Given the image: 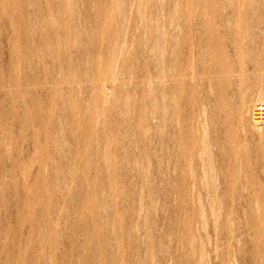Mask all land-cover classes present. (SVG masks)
I'll return each instance as SVG.
<instances>
[{
  "label": "bare ground",
  "instance_id": "6f19581e",
  "mask_svg": "<svg viewBox=\"0 0 264 264\" xmlns=\"http://www.w3.org/2000/svg\"><path fill=\"white\" fill-rule=\"evenodd\" d=\"M77 3H79L78 0H0V18H5L9 25L13 26L16 40H19L22 44L20 45L27 51L26 64L29 62L32 65L31 63L37 58V53L40 51H36L39 48L36 46L34 48V43L31 44L29 39L36 30L38 32L44 31L45 35L40 33L41 36H44V40H41L43 37L40 35L39 37L43 42L41 45L45 48L44 51L47 52L41 53L43 59L40 56L38 58L41 59V62L56 58L54 51L51 52V50L56 45V38L59 39L56 37L59 34L54 33L59 26L61 28L63 26L62 29L60 28V32L63 31V35H61L63 39L57 42L62 41L65 48L68 49L64 50L65 48H63L62 50L68 52L69 47L71 49H73L72 47L80 48L79 53L82 55V70L81 65H78L79 59L78 62L73 59L76 64L72 63L71 58H65L61 65L63 66L62 71H57L55 65L45 64L46 73L44 76L38 75L37 73H40L38 71L35 72L36 74L31 71L32 76L29 74L30 81L26 79L27 88L25 90L28 93H32V90L40 91L38 87L41 86H47L48 89H51L49 91L52 94L56 90L61 93L63 105L61 104L62 109L60 111L62 113L59 116H63L68 125H61L56 121L60 125V128L57 126L60 132L57 134L56 126L51 131L58 135L53 138L54 141L50 139V142L53 141L51 146H55L53 151L55 149L56 154L59 151L62 152L61 144L67 147L66 142L62 143V141L66 140L70 143L73 135L76 140L79 137L78 141H80L76 143L75 137V142L71 141L76 145L72 144L68 150L66 149L69 155L66 154L64 159L68 162L62 166L60 164H63V159H60L59 161L62 163L58 162L60 163L58 166L62 167H56L57 173L55 175L49 176L47 182L45 181L46 183L43 182L44 177L42 176L43 184L36 182L34 185V193L36 194L34 198H37L39 205H43V211L40 212L41 216L39 214L40 228L38 231L39 242L37 243L42 247L41 257L45 259L44 264H50V250L56 243V229L53 226L54 219L58 218L55 215L56 211L62 212L66 206L65 202L69 204L72 201L78 203L75 211L77 212L76 219L74 216L73 219L78 220L79 224L76 226L71 224L72 230H68V234L70 233V247L77 246L78 248L79 246V251L77 253V248H69V251L75 249L77 255H72V258H69L71 260H68L67 263L64 262L65 264H139L142 261L145 264H153L156 251L170 254L168 250L170 251L172 247L176 246L174 244L170 249L168 248L165 238L169 232L170 236H173V240L176 237L177 242L181 243V245L178 244L179 247L176 246L179 248L177 252L176 247L172 250L179 253L180 246L182 247L179 259L184 264H211L209 263L212 255L210 252L217 251L218 245L217 235H215L217 233V220L223 218L221 224L228 226V213H225L229 204L227 200L233 201L235 195L244 197V200L247 198L245 204H248L246 207L253 208V211L250 208L251 212H254L255 208L260 210L259 214L255 211L258 214V217L256 216L257 225L264 223V173L261 178L260 175L256 176L258 170L255 171L261 165V170L264 172V124L258 125L254 119L256 105L258 102L264 103V0H82V4H79L80 7H83L81 9L79 6V8L77 7ZM33 6L37 8H33L37 14L31 9ZM48 7L51 10L50 8L47 10ZM30 12H33L32 15ZM52 13H55L57 17V25L52 24L53 26H50L48 21ZM192 13L198 15L201 24L196 31L193 29L194 23H191ZM133 16L135 18L134 26L138 33L134 31L129 33V24L132 26ZM80 20L81 22H79ZM4 25L6 26V24ZM132 33L139 35V40L145 48L143 49L146 50L145 56H147L144 59V56L141 58L138 55L144 60V62L142 61L143 64H137L139 68L143 67L138 69L139 71L137 70L138 73L134 69L126 70L129 69L127 67L129 64L127 63L126 67L123 65L125 69L121 65L123 60L119 62V59L127 58L126 54L129 58V53L126 52L129 50V41L131 36L134 37L133 41L137 36L130 35ZM129 35L130 37H128ZM257 36L261 37V40L256 41ZM135 41L131 43H135ZM140 41H137L139 45L141 44ZM61 44L60 46H62ZM34 49H36V53ZM136 49L132 48V52ZM12 50L16 54V48L14 47ZM73 53L76 54V51ZM131 55L134 54L131 53ZM45 56L49 59H45ZM53 61L49 62L54 63ZM128 61L124 60L123 63ZM34 62L36 64V61ZM12 63L9 65L13 68L15 62ZM148 64H150L149 67ZM251 64L253 66L252 71L249 68ZM120 65L124 70L119 69ZM134 65L136 64L132 65L133 68H135ZM33 68L36 67H32V70ZM79 68L81 72L77 76L75 72L80 71ZM8 69L11 71V68ZM38 76L43 77L39 79ZM14 81L12 79L9 83L7 82L9 88L17 83V87L19 86V82L15 84L16 81ZM139 82H142L140 85L142 86V98L140 100L137 98V92L140 91L139 87H136L139 91L134 89L136 85L134 88L130 87L139 84ZM78 86L80 89L81 87L87 88L85 90L89 89L88 92L91 93L92 98V102L87 101L89 106L84 108L86 112H83L89 114L87 119L83 120L84 122L77 115L84 103L80 104L79 98L73 96L74 88ZM78 89L76 90L79 92ZM83 90L81 91L84 92ZM86 94L88 95V93ZM116 95L119 96V99L116 98ZM114 99L115 101H113ZM33 100H35L32 102L33 109L30 107L33 111V113L30 112L32 119L37 118L40 129L46 133L45 131H48L49 126L47 113L50 112L53 104H49L48 101L46 103L39 99L36 100V98ZM43 100H46L45 97ZM58 103L56 106L60 107ZM83 106L85 107V105ZM109 110L112 113L113 111L117 113L114 112V114L116 113L115 116L111 117ZM10 113L12 112L9 111ZM76 115L78 119H76ZM108 115L110 120L116 115L117 118L116 120L113 118L111 121L107 119L106 122ZM50 122L52 123V121ZM64 125L68 129L66 132H64ZM210 127H213L214 137L210 136ZM7 128L5 126L6 130H8ZM116 131L122 132L123 135ZM67 132L71 133H68L71 137ZM64 133L68 135L67 138ZM100 133L103 134L104 140L99 137L94 138V135L98 134L99 136ZM117 134H119L118 137ZM49 136L53 137L54 135L49 134ZM123 136V140H120L122 144L118 145L117 141ZM5 140L6 147L7 136ZM124 140L126 141L123 142ZM249 141L257 146L258 156L255 158L258 159L259 157L262 164L255 166L252 162L249 149L246 147ZM81 142L84 145L82 143L78 146ZM92 142L99 149V155L97 153L99 158L96 159L99 162L95 169L97 170L95 176L92 178L89 175L92 179H88V174H91L93 169L88 160L91 155L90 152H92H89L92 147L88 148V145ZM111 143H114L115 147L111 148L109 145ZM73 145L78 147L75 148ZM80 146L85 147L83 149L79 148ZM213 147L219 150V154L216 150L217 154L220 155L219 171L217 170L218 161L216 158V160L214 159L215 149L212 150ZM60 152L59 154L64 153ZM74 153L81 161L84 160V163L73 164L72 159H78L74 157ZM48 155L46 156L43 151L39 157L36 155L35 157L44 161L46 157H52ZM4 158L6 159V156ZM19 159L14 157L13 161H19ZM10 160L8 159L9 162H11ZM20 161L18 163L12 162L14 163L13 166L10 164L13 169L8 170V175L11 177L16 175L17 178V170L23 173L26 172V168L29 169L27 162L28 165L25 162L22 164ZM51 161L53 163V159ZM121 161L127 162L126 165H123ZM251 162L252 165L254 164L253 167L255 166L254 171L252 169L250 171L249 169L244 170L246 166L243 164L250 165ZM37 167L38 169L42 168ZM5 168L4 170H6ZM51 168H53L52 165ZM241 168L246 171L243 175ZM78 169H81L80 173L76 172ZM122 169H127L125 172L130 171L129 176L132 174L131 177L136 178L137 181L132 178V182L135 183L134 189H129L125 184L126 181L122 180L124 178ZM19 175L21 174L19 173ZM73 187L79 189L78 197L71 193ZM66 193H68L67 197L65 196ZM19 195L18 197L21 198ZM170 195L178 199L176 206L171 200L173 203L171 206L176 207L178 211L175 213V217L172 215L174 220L169 219L171 221L169 229L166 227L165 230L159 232L157 222L160 218L159 215L171 216V212L166 213L168 208L169 211L171 209L167 206V210H165L163 206L168 205V203L164 204L163 202L164 205H160L158 200H160V196ZM204 198H207L208 202L204 201ZM219 198H221L220 200L225 199L224 203L219 201L220 204L218 205L217 200ZM62 199L64 200L62 201ZM177 199L175 200L177 201ZM206 202L209 211L207 208L205 209ZM23 204L24 202L21 208L26 206ZM173 207L172 210L174 211ZM19 209L18 211L22 212V209ZM185 209L188 212L183 213ZM223 209L225 212L222 211ZM245 209L248 210V208ZM24 212L21 214H25ZM21 214L19 213V227L27 224V220L29 222V219L25 217L28 213L25 216ZM122 214H127V216L122 218ZM66 215L68 216V213ZM250 216L249 219L252 218L256 221L254 213V217ZM59 219H57L58 223ZM63 219L66 220L64 216ZM254 225L253 223L252 227L255 228ZM170 228L176 230L175 236ZM210 228L213 229L214 235H212L213 232ZM248 229L250 231L251 228ZM155 233H158L159 236ZM262 233L260 229L251 233L253 238L257 240L254 246L256 256L253 250L252 253L254 258L264 261V252H261L263 249L258 243V238ZM228 235L235 239L237 231L234 229L230 233L228 232ZM139 238H142L145 247L143 244L142 248L139 247V241H142ZM4 240L6 242L5 238L2 241ZM122 247H125L126 250ZM135 247L140 248V250L145 248L144 251L142 250V255L140 254L144 259L141 258L140 260L139 258L138 260ZM122 249L128 253H123ZM172 255L174 256V253ZM1 257L3 259V256ZM10 257L7 258L12 259V261L15 260V262L9 261V264L18 263L16 257L14 260ZM165 257L167 260L169 256L166 255ZM172 258L168 260V264H171L170 261L173 263ZM62 262L60 261L58 264ZM4 264L7 263L4 262Z\"/></svg>",
  "mask_w": 264,
  "mask_h": 264
},
{
  "label": "rangeland",
  "instance_id": "374dc122",
  "mask_svg": "<svg viewBox=\"0 0 264 264\" xmlns=\"http://www.w3.org/2000/svg\"><path fill=\"white\" fill-rule=\"evenodd\" d=\"M78 2L79 3H77V7L79 6V4L82 2V0H78ZM82 4V3H81ZM80 7V6H79ZM78 7V8H79ZM33 8H36V7H32L31 9H33ZM49 8L50 7H48V9L47 10H49ZM81 8H83V7H80V9ZM37 9V8H36ZM44 9H45V6H44ZM34 10V13H36L35 12V9H33ZM50 10H51V8H50ZM37 12H38V10H36ZM54 12V11H53ZM31 13V12H30ZM33 13V12H32ZM32 13H31V15H32ZM37 14V13H36ZM35 15V14H34ZM36 16V15H35ZM33 17V16H32ZM51 18H52V20H51ZM192 18L193 19H191V23H194L193 24V26L195 27H193V29H194V31H196V29H198V27L200 28V23H199V20H198V15H196L195 13H192ZM80 19V18H79ZM78 20V19H77ZM83 20V19H82ZM135 18H134V16L132 17V22H131V24H132V26H133V28H132V26L129 24V27H130V29H129V33L130 32H137V29H136V27L134 26L135 24ZM4 22V23H3ZM49 25L50 26H53L52 24H55V25H57V17H56V15H55V13H52V16H50V18H49ZM79 22H81V20L79 21ZM3 23V24H2ZM4 24H6V26L4 25ZM4 25V26H3ZM62 26V25H61ZM4 27V28H3ZM13 27V26H12ZM11 27V24L9 25V23H8V21H6V19L5 18H0V160H1V162H0V166H2V164H3V166L0 168V231H2L1 233H0V257L1 256H3V259H2V257H1V259H0V264H4V262H6L7 264H9L10 262L9 261H11V262H15V260H14V258L15 259H17L18 260V263L17 264H44L45 263V259H42V257H41V251H42V247H40L39 246V243H37V242H39V234H38V231H39V228H40V221H39V219H40V216H41V214H40V212H42L43 211V205L41 204V205H39V203H37V198H34L35 196H36V194L34 193V185H35V183L37 182H39V183H42V181H43V177H44V181L43 182H45L47 179H48V177L49 176H53V175H55L56 173H57V170H56V167H62V166H64L68 161H66V159H64L65 158V155L67 154V155H69L68 154V148L72 145V144H74L73 142H75V140H76V137L73 135V139H72V137L69 135V134H71V133H69V132H67V134L69 135V137H71V141H73V142H71L70 141V143H69V141H62V143H65L66 142V144L65 145H67V147L66 146H63L64 144H61L62 146L60 147V149L62 150V152H64V153H62V152H60V153H62V154H59V152H57L58 154H56V152H55V149H54V151H53V148L55 147L54 145H52L51 146V144H52V142L54 141V139L53 138H55V137H57L58 135L57 134H59V132H60V130L58 131V129H57V126L60 128V125H58L59 123H61V125H63V124H65V125H68L67 124V120L62 116H59V115H61V111H60V109H62V105H63V103H62V99H61V93L58 91V90H56V91H53V94H52V92L50 93V91L49 90H51V89H48V87L46 86V87H44V86H41V87H44V88H42L41 89V87H38L39 88V90L40 91H38L37 89V92H35L34 90H32V93L34 94V96H33V94L32 93H28L26 90H25V88H27V81L29 80L30 81V75L32 76V74H31V71L33 72L34 71V73L35 72H42V74H40V73H37L38 75H45V73H46V71H45V64L47 65V64H51L52 66H54L55 65V68L57 69V71H62L63 70V66H61L64 62H62V61H64V59L65 58H71L72 60L74 59H76L75 61L76 62H78L77 60L79 59V63H78V65H81V63H82V55L79 53V51H81L80 50V48H74V47H72L73 49H71L70 47H69V51H70V53H69V51L66 53L64 50H68V49H66L65 48V46L63 45V43H62V41L60 42H57L58 40H62L63 39V37L61 36V35H63L62 33H63V31L62 32H60V30L63 28V26H62V28L59 26L58 28H56V32H54V33H56V34H59V35H57L56 36V34H54L56 37H58L59 39H57L56 38V41H55V46H54V49H52L51 50V52H53L54 51V53H55V59H49L47 56H45V59H49L48 61H42L41 62V57L43 56L41 53H43V51H44V49L45 48H43V46L41 45V44H43V42H41V40L43 41L44 40V36H41V34L42 35H45V33H44V31H34L33 32V34L31 35V38H29L30 39V41L32 42H30L31 44H33L34 46V48H35V46L37 47V48H39V49H34V51L36 50V51H38V50H40V51H38V55H37V58H35V60H33V63H31L32 65H30V63L28 62V64H26L27 63V60L25 59V58H27L28 57V54H27V51L25 50V48L23 47V46H21L22 44L20 43V41H19V43H18V41L16 40V38H15V32L13 31L14 30V28H12ZM134 27H135V30H134ZM61 28V29H60ZM58 31V32H57ZM7 32V33H6ZM14 32V33H13ZM37 32H38V34H37ZM41 33V34H40ZM138 33V32H137ZM137 33H136V35H137ZM38 36H37V35ZM39 35L41 36V37H43V39H41V37H39ZM127 35H128V33H127ZM126 35V36H127ZM130 35H133V33L132 34H130ZM130 35L128 36V37H130ZM135 35V34H134ZM133 35V36H134ZM135 35V36H136ZM259 35V34H258ZM59 36H61V37H59ZM137 36H138V40H137ZM136 36V38L134 39V41H135V43H131V42H134L133 41V38H132V36H131V39H130V43H129V46H128V51H126V52H128L129 54V58H128V56H127V54H126V52H125V54H126V57L127 58H122V59H119V62H121L122 60L124 61H128V62H124L123 63V61H122V64L121 63H119V64H121L122 66L124 65L125 67H126V64L128 63L129 65L127 66L129 69H126L124 66V68L126 69V70H133L134 69V71H136V73H138V71L140 70V69H142V68H139V65L140 64H143L142 63V61L144 62V60H142L141 58H142V56H144V59L145 58H147V56H145L146 54V50H144L145 48H144V46H143V44H142V42L139 40V35H137ZM33 37V38H32ZM38 37H39V39H38ZM128 37H127V39H128ZM8 38H9V40H8ZM32 39V40H31ZM41 39V40H40ZM259 39L261 40V37H259V36H257L256 37V41H259ZM16 40V42H14ZM34 40V41H33ZM36 40H37V42H36ZM137 41H140L139 43H141L140 45L138 44V42ZM12 42V43H11ZM11 43V44H10ZM37 43V44H36ZM58 43V44H57ZM62 43V44H61ZM137 43V44H136ZM13 44V45H12ZM21 44V45H20ZM36 44V45H35ZM60 44L62 45V46H60ZM39 47H38V46ZM136 45V46H135ZM42 46V47H41ZM142 46V47H141ZM16 48V54H14L13 53V48ZM62 47V48H61ZM63 48H65L64 50H62ZM132 48L134 49V48H137L136 50H133L134 52H132ZM140 48V49H139ZM142 48V49H141ZM144 48V49H143ZM61 49V50H60ZM76 49V50H75ZM57 50V51H56ZM138 50H142V51H138ZM36 51H35V53H36ZM73 51L75 52L76 51V54L75 53H73ZM145 51V52H144ZM12 52V53H11ZM50 52V53H51ZM72 52V53H71ZM138 53L137 55H136V53ZM141 52V54H139ZM40 53V54H39ZM44 53H47V52H45L44 51ZM43 53V54H44ZM53 53V54H54ZM62 54L61 56H60V54ZM131 53L132 54H134V55H136V56H134V55H131ZM143 53V54H142ZM21 54H24V55H21ZM74 54V55H73ZM80 54V55H79ZM25 55H26V57H25ZM57 55H58V57H57ZM124 55V54H123ZM138 55H140V57L138 56ZM38 56H40V58H38ZM72 56V57H71ZM77 58H76V57ZM78 56H79V58H78ZM125 56V55H124ZM131 56V57H130ZM134 56V57H133ZM36 57V56H35ZM47 57V58H46ZM50 57V56H49ZM15 62L14 63V66H15V68H14V66H13V68L12 67H10L11 65H9L10 63L11 64H13L12 62V60ZM15 58V59H14ZM21 58V59H20ZM121 58V57H120ZM25 59V60H24ZM42 59H43V57H42ZM63 59V60H62ZM81 59V60H80ZM127 59V60H126ZM131 59V60H130ZM141 59V60H140ZM17 60V61H16ZM22 60V61H21ZM51 60H54L53 62L54 63H56V64H54V63H52V62H49V61H51ZM74 60L72 61V63L74 62ZM11 61V62H10ZM19 61V62H18ZM34 61H36V64H35V62ZM135 61H136V63H135ZM23 62V63H22ZM61 62V63H60ZM76 62H74V63H76ZM134 62V63H133ZM141 62V63H140ZM58 63H59V65H58ZM132 63V64H131ZM35 64V65H34ZM42 64H43V66H42ZM77 64V63H76ZM133 64H136V65H134V67L135 68H133ZM137 64H139V65H137ZM24 65V66H23ZM119 66V69H121V70H124V68L122 69V66ZM9 66V67H8ZM36 67L35 69L33 68V70H32V67ZM45 66V67H44ZM146 66V65H145ZM148 67L150 66V64H148L147 65ZM252 66V64L251 65H249V68H250V71H252L253 69V66ZM41 67V68H40ZM60 67H62V68H60ZM8 68H11V71H10V69H8ZM81 70H82V65H81ZM80 68L78 69V70H80ZM137 68V69H136ZM139 69V70H138ZM29 70V71H28ZM81 70L80 71H76L75 72V74L77 75V74H80V72H81ZM138 70V71H137ZM79 72V73H78ZM30 74V75H29ZM36 74V73H35ZM13 76V77H12ZM28 76V77H27ZM43 76H38L39 77V79H40V77H43ZM73 76H75V75H73ZM78 76V75H77ZM142 77V76H141ZM140 77V78H141ZM11 78V79H10ZM15 80L14 82H15V84L17 83V82H19V86L17 87V85H18V83L15 85V86H11L10 88H9V86H8V83H9V81H11V80ZM26 79H27V81H26ZM143 79V78H142ZM141 80V79H140ZM22 81V82H21ZM1 82H2V84H1ZM7 84H6V83ZM23 82H24V84H23ZM142 84V82H139V84H134V85H131L130 87L131 88H134V86H135V88L134 89H136V87L140 90H138V89H136V91L138 90L139 92H137L138 94H137V98H138V100H140L141 98H142V90H141V88H142V86H140ZM1 85H2V87H1ZM22 86H23V88H22ZM77 86V85H76ZM75 86V87H76ZM8 87V88H7ZM79 86L77 87V88H74L75 90L73 91V96H74V98H79L78 99V101L80 102V104H83V105H85V107L83 106V105H81L82 107H81V110H78V112H77V115L80 117L79 119L82 121V122H84L83 120H85V119H87V116L89 115L88 114V112L87 113H85L86 111V109H84V108H86L87 106H89L88 105V103L89 102H87V101H90V102H92V98H91V93L90 92H88V91H90L89 89L88 90H85V89H87V88H83V87H81V89L79 88ZM76 89H78V90H80L79 92L76 90ZM84 89V90H83ZM24 90V91H23ZM81 90H83L84 92H82ZM42 91V92H41ZM49 91V92H48ZM86 91V92H85ZM26 92V93H25ZM46 92V93H45ZM81 92V93H80ZM25 93V94H24ZM28 93V94H27ZM42 93H43V96H42ZM83 93V95H81ZM86 93H88V95L86 94ZM117 93H119V91H117ZM14 94H16V95H14ZM32 94V95H31ZM50 94H52V95H50ZM56 94H58V95H56ZM36 95V96H35ZM38 95H39V97H38ZM45 95V96H44ZM46 95H48V96H46ZM49 95H50V98H49ZM87 95V96H86ZM41 96V97H40ZM80 96H82V97H80ZM86 96V97H85ZM44 97H45V99L46 100H43L44 99ZM51 97H53L52 99H51ZM36 98V100H41L42 102L43 101H45L46 103H47V101H48V103L49 104H53L52 106H51V110H50V112L49 113H47L48 114V117H47V120H48V131H49V129H50V132L47 134V132L48 131H45L46 133H44V130H41L40 129V127H39V122H38V120H37V118H33L32 119V115H31V113H33V111H32V102L33 101H35V100H33V99H35ZM82 98H84V99H82ZM90 98V99H89ZM116 98H118L119 99V96L118 95H116ZM115 98V99H116ZM12 99H13V101H12ZM56 99V100H55ZM82 99V100H81ZM115 99L113 100V101H115ZM117 99V100H118ZM15 100H16V102H15ZM51 100V101H50ZM84 100V101H83ZM116 100V101H117ZM12 101V102H11ZM28 101V102H27ZM56 101V102H55ZM58 101H59V103H58ZM30 102V103H29ZM83 102V103H82ZM28 103V104H27ZM56 103H58L59 104V106L60 107H58V106H56L57 104ZM87 103V104H86ZM259 103V102H258ZM54 104H55V106H54ZM62 104V105H61ZM80 104H79V108H80ZM91 104V103H90ZM22 105V106H21ZM29 106V107H28ZM32 109H31V108ZM54 107H55V110H54ZM57 107H58V109H57ZM21 108V109H20ZM29 108V109H28ZM21 111H20V110ZM30 109H31V111H30ZM9 111L10 112H12V113H10L9 114ZM14 111V112H13ZM80 111V112H79ZM83 111H85V112H83ZM7 112H8V114H7ZM18 114H17V113ZM31 112V113H30ZM60 114H59V113ZM114 112H116V111H113V113L112 112H110V110H109V114H110V116L112 117L113 115L115 116V114L117 113H115L114 114ZM21 113L24 115V118H23V115L21 116ZM54 113H55V115H54ZM15 114V115H14ZM17 114V115H16ZM57 114V115H56ZM84 114H85V116H84ZM14 115V116H13ZM76 115V116H77ZM7 116H11L10 117V119H9V117H7ZM27 116V117H26ZM78 116L76 117V119H78ZM13 117V118H12ZM15 117H16V119H15ZM106 117H107V115H106ZM30 118V119H29ZM115 120H116V118H117V115H116V117H113ZM113 118H111V120L113 119ZM107 119H108V121H111L110 120V117H109V115H108V118H106V122H107ZM36 120V121H35ZM12 121V122H11ZM14 121V122H13ZM50 121H52V123L50 122ZM56 121L58 122V124L56 123ZM61 121V122H60ZM114 121V120H113ZM112 121V122H113ZM11 122V123H10ZM13 123V124H12ZM51 123V124H50ZM11 124V125H10ZM52 124H53V126H52ZM56 124V125H55ZM7 125H9L8 126V128H7ZM21 125V126H20ZM64 125V132H66V131H68V129H67V127ZM5 126H6V128L8 129V130H6L5 129ZM12 126V127H11ZM52 126V127H51ZM55 126H56V128H55ZM13 127H14V129H13ZM53 128H55V129H57L56 131H58V133L57 134H54L53 132H51V131H53ZM69 128V127H68ZM212 128L213 127H210V129H209V131H211V132H209L210 133V136L211 137H214V135H213V130H212ZM10 129V130H9ZM11 129H13V130H11ZM16 130V131H15ZM55 131V130H54ZM56 131H55V133H56ZM121 131H123L122 129H121ZM33 132H34V134H33ZM42 132V133H41ZM116 132H118V131H116ZM215 132V131H214ZM24 133V134H23ZM118 133H120V134H122L123 135V133L122 132H118ZM14 134H15V136H14ZM49 134L51 135V134H53L54 136L53 137H51V136H49ZM66 133H64V135H65V137L67 138L68 137V135H67ZM215 134V133H214ZM11 135V136H10ZM18 135H19V137H18ZM24 135V136H23ZM27 135V136H26ZM57 135V136H56ZM67 135V136H66ZM118 135L119 134H117L116 136L118 137ZM6 136H7V139H8V143H7V145H6V147H5V142H6V140H5V138H6ZM14 136V137H13ZM22 136V137H21ZM95 137L94 138H96V137H99L100 139H102V140H104V137H103V134L102 133H100V135L98 136V134H96V135H94ZM102 136V137H101ZM21 137V138H20ZM28 137V138H27ZM49 137H51V138H49ZM74 137H75V140H74ZM78 137V136H77ZM11 140H10V139ZM13 138H16V139H13ZM33 138V139H32ZM79 138V137H78ZM78 138H77V140H76V143H78V142H80V141H78ZM121 138V137H120ZM123 138H124V136L122 137V139H119L118 141H117V143H119L118 145H120V144H122L121 143V141L123 140ZM19 139V140H18ZM31 139V140H30ZM50 139H52L53 141L52 142H50L51 140ZM69 139V138H68ZM17 140V141H16ZM121 140V141H120ZM150 140V139H149ZM126 140H124L123 142H125ZM10 142V143H9ZM16 142H17V144H16ZM4 143V144H3ZM13 143V145H11ZM82 143L83 142H81V144L79 143L78 144V146L79 145H82ZM149 143V145H150V142H148ZM147 143V144H148ZM4 146H3V145ZM28 144V145H27ZM54 144V143H53ZM93 144V145H92ZM92 144H89L88 145V148L90 147H92L91 148V150H89V152L90 151H92V152H90L91 153V155L88 157L89 159V163L91 164V166H92V173L91 174H88V179L90 178V179H92L93 177L92 176H95L94 174L96 173V171L97 170H95L96 169V166H97V164H98V160H96V159H98L99 158V149H97L98 147H96V144L94 143V142H92ZM14 145H16V146H14ZM41 145V146H40ZM74 145H76V144H74ZM73 145V146H74ZM83 145H84V143H83ZM110 145V147L112 148V147H115V144L113 143H111V144H109ZM142 145V144H141ZM34 146V147H33ZM78 146H76V147H78ZM122 146V145H121ZM33 147V148H32ZM36 147V148H35ZM39 147V148H38ZM65 147V148H64ZM75 147V146H74ZM75 147V148H76ZM83 147H85V146H83ZM82 146H80L79 148H83ZM246 147L249 149V153H250V155H251V157H252V162H254V164H255V166H257V165H260V164H262L261 163V160H259V157H258V159L257 158H255V157H257L258 156V153H257V150H256V147L257 146H255V145H253L250 141L248 142V144L246 145ZM12 148V149H11ZM32 148V149H31ZM38 148V149H37ZM217 148V147H216ZM36 149V150H35ZM65 149V150H64ZM67 149V150H66ZM84 149V148H83ZM82 149V150H83ZM215 148L213 147V149L212 150H214ZM25 150V151H24ZM26 150H27V152H26ZM29 150V151H28ZM39 150V151H38ZM82 150H81V152H82ZM97 150V151H96ZM216 150H217V152H218V154H219V150L218 149H215L214 151V159L216 158L217 159V163H218V165H217V170L219 169L220 170V165L219 164H221L220 163V155H218L217 154V152H216ZM31 151L33 152L32 154H31ZM45 152V154H46V156L48 155V156H52L51 158L50 157H46L45 159H44V161L42 160L41 161V159L39 160V158H36V157H39V155L41 154V152ZM19 152H21V153H19ZM54 152V153H53ZM80 152V153H81ZM80 153H78V155L79 156H81V154ZM97 153H98V155H97ZM38 154V155H37ZM18 155V156H17ZM29 157H28V156ZM34 155V156H33ZM35 155H36V157H35ZM56 155V156H55ZM61 155V156H60ZM75 155V156H74ZM74 157L76 158L77 157V155H76V153H74ZM97 155V156H96ZM6 156V159L4 158ZM21 156H23L24 157V159H23V157H22V159H23V161H22V159H21ZM63 156V158H61ZM11 157H12V160H10L11 159ZM14 157H17V159H19V161H20V163H26V164H24L26 167H28L29 169H27L26 168V172L24 171L23 173L22 172H18V170H17V173H18V177L16 178V175H15V177H11L10 175H8L9 173H8V170L10 171L11 169H13L12 168V164H14V163H18L19 161H13L14 160ZM26 157V158H25ZM55 159H54V158ZM59 157V158H58ZM95 157H97V158H95ZM50 159L49 161H48V159ZM78 158V157H77ZM219 158V159H218ZM3 159V160H2ZM8 159L11 161V162H9L8 161ZM26 159V160H25ZM28 159V160H27ZM51 159H53V163H51L52 161H51ZM56 159H57V161H56ZM60 159H63L62 161H63V164H60V163H62V161H59ZM79 159V158H78ZM78 159L77 160H73L72 159V163L73 164H75L76 163V165H80V163H84V160L83 161H81L80 159H79V161H78ZM92 159H93V161H92ZM215 159V160H216ZM7 160V161H6ZM25 160V161H24ZM39 160V161H38ZM47 160V161H46ZM56 162H55V161ZM6 163L5 165H4V163ZM75 161V162H74ZM78 162V164H77V162ZM92 161V162H91ZM95 161V162H94ZM124 161V160H123ZM12 162H14V163H12ZM58 162H60V163H58ZM122 162V161H121ZM120 162V163H121ZM125 162V161H124ZM124 162H122L123 163V165L125 164L126 165V163H124ZM252 162H251V164L250 165H248V164H243V166L245 165L246 166V169H244V170H247V169H249V171H250V169H252L253 170V168H255V166L253 167V165H252ZM22 163V164H23ZM56 163V164H55ZM10 164L12 165V166H10ZM54 164V165H53ZM58 164H60V165H62V166H58ZM16 165V164H15ZM51 165H52V167L53 168H51ZM82 165V164H81ZM248 165V166H247ZM252 165V167L250 168V166ZM23 166V165H22ZM37 166H39V167H42V168H40V169H38V167ZM43 166H44V168H43ZM48 166V167H47ZM5 167H7V168H5ZM95 167V168H94ZM259 167V169H256L255 171H257V173H256V176H259L260 175V177L262 178L263 177V171L261 170L262 169V167H261V165L260 166H258ZM4 168L6 169V170H4ZM8 168H10V169H8ZM245 168V167H244ZM257 168V167H256ZM243 168H241L240 170H242ZM16 170V169H15ZM81 169H78V170H76V172L78 171L79 173L81 172L80 171ZM125 170H127V169H122V174H123V177L124 178H122V180L123 181H126V185H127V187L129 188V189H134V185H135V183H134V181H137L136 180V178H134V177H131V175L132 174H130V176H129V173H131L130 171L128 172V171H126V172H128L127 174H126V172H125ZM218 170V171H219ZM244 170H242L241 171V173H242V175L246 172V171H244ZM251 170V171H252ZM20 171V170H19ZM41 171V173H39V172ZM56 171V172H55ZM254 171V170H253ZM3 172V173H2ZM5 172V173H4ZM39 174H38V173ZM77 172V173H78ZM91 172V171H90ZM19 173L21 174V175H19ZM37 173V174H36ZM4 174V175H3ZM22 174H24V175H22ZM262 174V175H261ZM1 175H2V177H1ZM37 175V176H36ZM40 175V178L38 179V176ZM89 175H91V177H89ZM128 175V176H127ZM43 176V177H42ZM51 176V177H52ZM11 177V178H10ZM42 177V178H41ZM50 177V178H51ZM220 177H222L221 175H220ZM219 177V178H220ZM242 177V176H241ZM4 178V179H3ZM14 180H13V179ZM17 180H16V179ZM38 179V181H37V179ZM132 178L134 179V181L132 182ZM16 180V181H15ZM33 180V181H32ZM35 180V181H34ZM1 181H2V183H1ZM18 181H19V183H18ZM221 181H222V178H221ZM15 182V183H14ZM47 182V181H46ZM45 182V183H46ZM8 183V184H7ZM38 183V184H39ZM134 183V184H133ZM6 184H7V186H6ZM15 184H16V186H15ZM43 184V183H42ZM124 184V185H125ZM2 186V187H1ZM4 186H5V188H4ZM16 187V188H15ZM1 189H3L2 190V193H1ZM16 189V190H15ZM32 189H33V191H32ZM78 191H79V189H77V187H73L72 188V190H71V193L75 196V197H78ZM20 194H18V193ZM80 192V191H79ZM13 193V194H12ZM16 194V196H15V194ZM6 194V195H5ZM18 195L19 196H21V198H19L18 197ZM67 195H68V193H66L65 194V196L67 197ZM77 195V196H76ZM5 196V197H4ZM173 197V198H172ZM18 198V199H17ZM33 198V199H32ZM62 198V197H61ZM160 198V200H158L159 201V204L160 205H164L165 203H168V205L167 204H165L163 207H164V209L165 210H167V206L168 207H170V211H169V208H168V210L166 211V213H168V212H171L170 214H171V216L170 215H166V214H160L159 215V217L160 218H158V228H159V232L160 231H162V230H165V228L167 227L168 229H169V227H170V225H171V221H172V219L175 217V213H177V208L176 207H173V206H171V203H172V201H173V203H174V206H176V202L178 203V199L176 198V197H174L173 195H170V196H166V197H159ZM161 198H162V201H161ZM168 199V200H167ZM175 199H177V201L175 200ZM221 198H219L218 200H217V204L219 205L220 204V202L221 203H224V201H225V199L224 200H220ZM241 199V200H240ZM246 199L247 198H245V200H244V197H241V196H239V195H235V198H233V201H230L229 202V200H227V203H229L228 204V207L225 209L227 212H225V210L223 209L222 211H224L225 213H228V226H223V224H221V223H223V221H222V219L223 218H220V219H218L217 220V233L215 234V235H217V242H218V245H217V251H214L213 250V252L211 253L210 252V261H209V263H211V264H231L232 262L234 263V264H264V261H261L260 259H256V258H254L256 255H255V251H254V246H255V242L257 241V240H255L254 238H253V234H251V233H254L257 229H260V231H261V233H262V231L264 230V223H258V225H257V215L259 214V211L260 210H258L257 208H255V210H254V212H251V211H253V208H249V207H246V206H248V204L246 205L245 203H247V201H246ZM16 200H17V202H16ZM22 201V200H24L23 202H24V204L23 205H25L26 204V206L25 207H23V208H25V209H23V208H21V205H22V203L23 202H21L20 203V201ZM33 200V201H32ZM64 199H62V201H63ZM66 200V199H65ZM68 200V199H67ZM75 200V199H74ZM172 200V201H171ZM204 201H207L208 202V200H207V198H204L203 199ZM26 201H27V203H26ZM34 201H35V203H34ZM203 201V202H204ZM220 201V202H219ZM240 201V202H239ZM19 202V203H18ZM163 202H164V204H163ZM207 202L205 203V209L208 207V205H206L207 204ZM172 203V204H173ZM249 203V202H248ZM18 204H20V205H18ZM34 204H36V205H34ZM63 204V203H62ZM75 204V205H74ZM76 204L78 205V203H77V201H72L71 203H69V204H66V202H65V207H64V210L62 209V212L61 211H56L57 213L55 214L58 218L57 219H59L60 221H59V223H58V220L57 219H54V223H53V226H54V228L56 229V231H55V234H56V240H55V245H54V247L50 250V254H51V259L49 258V260H50V264H58V263H60V261L62 262V263H67L68 262V260H71V259H69L70 257L72 258V255L73 256H76L77 255V253H78V248H79V246H78V248H77V246H71L70 247V245H71V242H70V240H69V234H68V230H72V228L70 227V226H76V225H78L79 224V221L78 220H75L76 219V216L75 215H77V212H75L76 210H77V207H76ZM126 204V203H125ZM242 204V205H241ZM243 204H245V205H243ZM166 206V207H165ZM207 206V207H206ZM20 209H22V212H24L25 214H27L26 216H25V214H21L22 212H19L18 211V209L19 208ZM37 209H36V208ZM42 207V208H41ZM76 207V208H75ZM172 207L174 208V211L172 210ZM233 207V208H232ZM242 207H244V208H242ZM243 209V210H241V209ZM245 208H248V210L247 209H245ZM19 209V210H20ZM184 209V208H183ZM27 210V211H26ZM245 210V211H244ZM251 210V211H250ZM68 211H70L71 213H69ZM73 211H74V213H73ZM184 212L183 213H186V211H187V209H185V210H183ZM207 211H209V208H207ZM248 213H247V212ZM250 211V212H249ZM255 211L258 213V214H256L255 213ZM61 212V213H60ZM68 213V216L66 215L67 213ZM181 213H182V211H180ZM188 212V211H187ZM19 213L21 214V215H24L27 219H29V222H28V220H27V224L25 223V225H23V226H21V227H19L20 226V221H18V220H20V216H19ZM183 213H182V215H183ZM224 213V215L226 216V214ZM251 213V214H250ZM253 213L255 214V217H256V221H254V219H249V215H251V216H253ZM39 214H40V216H39ZM169 214V213H168ZM161 215H163L162 217H161ZM172 215H174V217L172 216ZM177 215V214H176ZM223 215V214H222ZM223 215V216H224ZM63 216H64V218H66V220L65 219H63ZM67 216V217H66ZM75 217V219H73L74 217ZM127 216V214H122V218H125ZM248 216V217H247ZM250 216V217H251ZM72 217V218H71ZM244 217H246V218H244ZM254 217V216H253ZM68 218H70V219H68ZM165 218V219H164ZM224 218H226V217H224ZM68 219V220H67ZM72 219H73V221H72ZM164 219V220H163ZM171 221H170V220ZM246 219H247V221H246ZM56 220V221H55ZM64 221V223H63V221ZM70 220V221H69ZM170 221V223H169V221ZM174 220V219H173ZM248 220H250V221H248ZM68 221V222H67ZM1 222H2V224H1ZM17 223V224H16ZM31 223V224H30ZM60 224V225H58V224ZM166 223V224H165ZM247 223H248V225H247ZM253 223L255 224L254 226H255V228L254 227H252L253 226ZM19 224V225H18ZM72 224V225H71ZM170 224V225H169ZM219 224V225H218ZM240 224V225H239ZM260 224V225H259ZM3 225V226H2ZM55 225H56V227H57V225H58V229L55 227ZM169 225V226H168ZM237 225V226H236ZM247 225V226H246ZM251 225V226H250ZM236 226V227H235ZM261 226H262V228H261ZM23 227H24V229H23ZM70 227V228H69ZM251 228L250 229V231H249V229L248 228ZM257 227V228H256ZM247 228V229H246ZM254 228V229H253ZM5 229V230H4ZM22 229V230H21ZM27 229V230H26ZM212 228H210V230H211ZM236 230L237 231V237L234 239H232V238H230L229 237V235H228V232L230 233L232 230ZM252 229H253V231H252ZM167 230V229H166ZM209 230V231H210ZM248 230V231H247ZM21 231V232H20ZM157 231V232H158ZM170 231H172V234L175 236V232H176V230H173V229H171L170 228ZM4 232V233H3ZM212 232H213V229H212ZM212 232L210 231V233L212 234ZM8 234V235H7ZM157 236H159L158 235V233H155ZM155 235V237H156V239H157V236ZM212 235H214V232H213V234ZM3 238H2V237ZM167 236H169L170 238H168ZM167 236H166V240L165 241H167L166 242V244H168V248L170 249L172 246H174V244L177 246L178 244L179 245H181V243H178L177 242V240H176V237L174 238V240H173V236L171 235L170 236V232H169V235L167 234ZM10 237V238H9ZM6 239V242H5V240L4 241H2L3 239ZM171 238H172V240H173V242H172V240H171ZM140 239V238H139ZM167 239H169V240H167ZM140 240H142V238L140 239ZM169 241V242H168ZM5 242V243H4ZM15 242V243H14ZM258 243L260 244V246H262V248L261 249H263V251L261 250V252H264V231H263V233L259 236V238H258ZM8 246H7V245ZM38 244V245H37ZM124 245H127L126 243H123ZM142 244H143V246L145 247V243L143 242V240L142 241H139V247L140 248H142ZM254 244V245H253ZM15 245V246H14ZM124 245H122V246H124ZM179 245H178V247H179ZM137 246V245H136ZM175 246V247H176ZM183 246V245H182ZM126 247V246H125ZM125 247H122V248H125ZM143 247V249H145ZM175 247H172L171 248V250L173 249V248H175ZM253 247V248H252ZM69 248H77L76 250H77V253H76V250L75 249H71V251H69ZM127 248V247H126ZM126 248H125V250H126ZM136 248V247H135ZM140 248L138 249V248H136V250L137 251H139L138 253H137V251L135 252L136 254H138V260H139V258H140V260H141V258H142V250L143 249H141L140 250ZM177 248V247H176ZM179 248H177L176 249V252H177V250H178ZM182 249V247L180 246V250ZM69 252H68V251ZM169 251L168 250V252H170V254L168 255L167 254V252L166 253H161V252H157L156 251V253L157 254H155L156 255V260L154 259V261L156 262H154L153 264H168L169 263V261L168 260H170L171 258H172V253H174V258H175V261H174V259L172 258V260H173V263H172V261H170L171 262V264H184L180 259H179V257H180V250H179V253H175V251ZM175 250V249H174ZM252 250H253V252H254V255H253V253H252ZM3 251V252H2ZM74 251H75V255H74ZM122 251H123V253H128L127 251L126 252H124V249H122ZM144 251V250H143ZM182 251V250H181ZM172 252V253H171ZM9 253H11V254H9ZM13 253V254H12ZM144 253V252H143ZM217 253V254H216ZM3 254V255H2ZM9 254V255H8ZM14 254H15V256H14ZM141 254V255H140ZM161 256H160V255ZM164 254H166L167 255V260H165L166 259V255H164ZM177 254V255H176ZM216 254V255H215ZM10 255H13V256H11L12 258H13V260L14 261H12V259L11 260H9L8 258L10 257ZM67 255H70V256H67ZM139 255H140V257H139ZM144 255V254H143ZM164 255V256H163ZM172 255V256H171ZM67 256V257H66ZM177 258H176V257ZM8 257V258H7ZM10 257V258H11ZM144 257V256H143ZM155 257V256H154ZM171 257V258H170ZM61 258H63V260H61ZM137 258V257H136ZM159 258H160V260H159ZM162 258V259H161ZM170 258V259H169ZM6 259H8V260H6ZM142 259H144V258H142ZM255 259V260H254ZM59 260V261H58ZM166 262H164V261ZM177 260V261H176ZM181 262H180V261ZM258 260H260V261H258ZM123 262L125 263V261L123 260ZM180 262V263H179ZM61 263V264H62ZM64 263V264H65ZM12 264V263H11ZM139 264H145L143 261H142V263L140 262Z\"/></svg>",
  "mask_w": 264,
  "mask_h": 264
},
{
  "label": "built area",
  "instance_id": "2783aa9c",
  "mask_svg": "<svg viewBox=\"0 0 264 264\" xmlns=\"http://www.w3.org/2000/svg\"><path fill=\"white\" fill-rule=\"evenodd\" d=\"M254 119L258 125L264 124V103H258L254 110Z\"/></svg>",
  "mask_w": 264,
  "mask_h": 264
}]
</instances>
